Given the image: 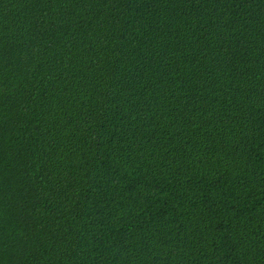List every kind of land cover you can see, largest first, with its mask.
I'll return each mask as SVG.
<instances>
[{"label":"trees","instance_id":"trees-1","mask_svg":"<svg viewBox=\"0 0 264 264\" xmlns=\"http://www.w3.org/2000/svg\"><path fill=\"white\" fill-rule=\"evenodd\" d=\"M0 264H264V0H0Z\"/></svg>","mask_w":264,"mask_h":264}]
</instances>
